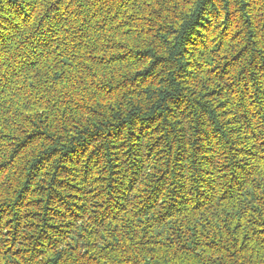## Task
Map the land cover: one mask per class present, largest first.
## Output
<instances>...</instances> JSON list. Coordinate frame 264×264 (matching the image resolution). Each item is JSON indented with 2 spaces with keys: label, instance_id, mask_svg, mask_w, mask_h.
<instances>
[{
  "label": "trees",
  "instance_id": "1",
  "mask_svg": "<svg viewBox=\"0 0 264 264\" xmlns=\"http://www.w3.org/2000/svg\"><path fill=\"white\" fill-rule=\"evenodd\" d=\"M0 264H264V0H0Z\"/></svg>",
  "mask_w": 264,
  "mask_h": 264
},
{
  "label": "rangeland",
  "instance_id": "2",
  "mask_svg": "<svg viewBox=\"0 0 264 264\" xmlns=\"http://www.w3.org/2000/svg\"><path fill=\"white\" fill-rule=\"evenodd\" d=\"M9 233V232H8Z\"/></svg>",
  "mask_w": 264,
  "mask_h": 264
}]
</instances>
